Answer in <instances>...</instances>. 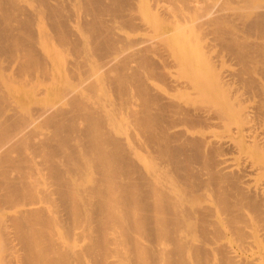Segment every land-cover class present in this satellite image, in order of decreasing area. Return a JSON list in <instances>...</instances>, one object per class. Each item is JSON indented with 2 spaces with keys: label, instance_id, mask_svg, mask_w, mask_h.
Masks as SVG:
<instances>
[{
  "label": "bare ground",
  "instance_id": "obj_1",
  "mask_svg": "<svg viewBox=\"0 0 264 264\" xmlns=\"http://www.w3.org/2000/svg\"><path fill=\"white\" fill-rule=\"evenodd\" d=\"M164 1L168 5L163 4ZM164 1L0 0V55L18 58V68L24 69L23 73L29 67L30 71L32 66H39L37 70L45 74V80L46 75L51 74L49 62H45L40 48L34 44L33 22L38 11L41 19L57 34L54 36L60 35L61 40L74 36L73 30L83 26L79 32L74 31L80 33L78 39L89 34L87 38L93 43L87 41L92 44L90 49L94 56H108L103 61L108 60L109 65H104L109 68L116 62L114 69L118 71H114L112 64L115 76L104 78L108 80L106 88L111 87L116 97L107 98L106 94L105 99L101 100L100 96L93 102L89 98L91 101L83 100L84 96L76 92L77 99L70 100L75 96L70 91V102L64 107L36 109L39 120L44 118L51 126L48 132L34 133L33 136L39 135L35 140L32 138L34 141H30L31 134L24 138V134L16 136L14 133L17 149L22 152L19 158L14 160L11 156L13 161L5 153V157L0 155L3 165L15 164L18 168L12 167L18 171L15 173L9 169L14 174L4 172L5 169L1 171L0 264H264V155L255 157V147L264 148V67L260 76L252 70L257 62L264 64V2L256 6L254 0H223L222 4H207L208 0ZM67 2L69 6L77 2L80 8V12L74 13L81 16V23L77 22L79 26L72 32L68 26L73 17L68 13ZM205 2V7L200 5ZM232 4L236 5L230 6ZM105 11L108 19L113 16L110 20L115 19V24L123 26L114 24L117 32H112L110 20L100 22L102 17L107 18L103 16ZM191 11L193 15L189 14ZM154 12L161 21L164 15L170 17L176 13L175 21L170 19L171 27L163 34L164 43L159 42L158 47L154 42L153 46L146 44L151 42L150 38H130L122 30L119 32L118 27L129 31L147 29L151 25L148 20H154L150 16ZM101 23L109 26L103 24L105 27H102ZM181 23H196L199 32L207 34L209 41L206 46L202 45L203 53L207 55L221 47L236 60L238 68L217 73L212 84L203 77L207 67L204 69L198 59L189 58L181 65L171 61L172 57L163 58L168 51L165 43L182 40ZM228 25L239 29L232 31ZM85 29L89 33L80 32ZM125 38L130 40V44L124 45L128 47L124 49L126 52L135 41L144 43L136 44L129 54L122 49V58L125 54L126 61V55H132L130 60L128 58L130 64L137 57V63L134 60L131 66L129 62L124 63L121 53L118 56L121 47L114 50L116 53L112 51ZM70 39L71 44L74 42V55L80 54L81 48L87 49L85 42L82 43L85 47H78L81 41H77L76 36ZM149 47L157 50L150 52ZM133 56L136 57L131 60ZM200 59L208 61L201 56ZM206 64H211L208 68L216 71L212 62H205L204 66ZM148 68L147 73L153 71L165 83L159 82L169 84L168 88L176 94H164L162 87L158 90L152 81L153 74L148 73L152 79L146 83L148 76L143 75H147ZM83 81L90 83L82 80V84ZM149 81L153 83H149L152 88L145 86ZM231 81L245 86L248 97L255 100L250 110L241 104L247 99L241 98L237 103L228 91L220 89ZM131 95L136 96L139 103L136 99L137 104L133 101L130 104L127 100L132 99ZM79 98L87 101L80 102L81 108L76 102ZM76 112L84 123L81 121V124L79 116L76 118ZM121 116L132 118L141 129H137L139 133L129 129L130 125L135 128V123L128 126L130 131L124 130L125 136L116 130L122 128L123 124L117 125L123 121ZM237 117L244 122L231 136ZM13 119L10 123L6 118L3 121L7 124L0 129L3 131L1 139L10 136L11 127L19 129L15 123L21 125L22 121ZM76 119L81 125L75 124ZM143 139L148 140L146 145L147 140ZM247 142L254 148L247 149ZM11 143L9 141L8 145H14ZM142 146L146 147V156L136 157L137 149L141 150ZM7 148V152L13 153L14 149L10 152ZM37 152L39 156L35 160L32 154ZM1 165L0 169L6 166ZM255 231L260 237L258 242Z\"/></svg>",
  "mask_w": 264,
  "mask_h": 264
},
{
  "label": "rangeland",
  "instance_id": "obj_2",
  "mask_svg": "<svg viewBox=\"0 0 264 264\" xmlns=\"http://www.w3.org/2000/svg\"><path fill=\"white\" fill-rule=\"evenodd\" d=\"M66 1H68V0H66ZM71 1H73V0H70V2ZM164 1V0H163ZM255 1V5L256 4H262L263 2H264V0H254ZM70 2L68 3H66V5L69 7L67 10H68V13L69 14H72L71 16L73 17V21L71 22L70 20V22L72 23V26L70 27V24L71 23H69V29L71 28V32H72V30L73 29H75L74 27H76L77 28V26H79L80 25V15H77V14H75V13H77L76 12V10H78L79 11V9L80 8H78V3L76 2V4H75V2H74V4H73V2L71 3V5L70 6H72L73 7V9H72V7H71V9H70V6H69V4H70ZM166 1H164L163 2V4H167L168 5V3H165ZM151 2L149 1V4H150ZM162 3V2H161ZM208 3H219V4H222L223 3V0H208L207 1V4ZM75 6V8H74V6ZM201 6H203V7H205V5H206V2L205 3H201L200 4ZM236 4H232V5H230V6H235ZM257 6V5H256ZM76 8H78V9H76ZM228 8H229V6H228ZM228 8H227V10H228ZM231 8V7H230ZM70 9V10H69ZM230 10V9H229ZM70 12H72V13H70ZM75 12V13H74ZM80 12V11H79ZM106 12V11H105ZM192 12V11H191ZM40 13V11H38L37 12V16L38 17H36V18H38V19H36L35 18V21L33 22V26H34V30H36L35 32V36H34V40H35V42H36V40H37V42L35 43L34 42V44H36L37 45V47H38V49L40 50H38L37 49V51H39V52H41V56H43V59L45 60V62H46V60H47V62H49L48 64H47V66L49 67L50 66V69H51V71H50V73L51 74H47L46 75V80H45V74H41V72H39V70H37L38 69V67H35V66H32L31 67V69L33 70H30L29 71V69H30V67L29 68H27L28 70H26L25 69V72L23 73L22 71H24V69H22L21 71H20V69L18 68L19 66H18V63H19V59L18 58H14V57H12V58H10V57H7V56H5V55H2V57H1V55H0V98L2 99V96H3V99L0 101L1 103V105H4V103H7V104H5L4 106H0V125L3 123V121H5V118H6V121L8 122V123H10V121L13 119V117H15L14 119H16V122H21V125H20V123H18L19 125H17V123H15V121H14V123L16 124V126L17 127H19V129L18 130H16L17 128L15 127L14 128V126L13 127H11V130H10V133H11V131H12V133L10 134V136L9 135H7V138H6V136H4L2 139L0 138V144L2 143L1 141H3L4 143H2L0 146L2 147V145H3V147L2 148H4V146H7L8 144H9V141H10V143H11V141H14V142H12L11 144H14V145H12V146H7V147H5V148H7V150H10V152L11 151H13V149H14V151H15V149H16V151L14 152L13 151V153L11 152V154L9 153V152H7L6 151V149L4 148V149H2V148H0L1 150H4V152L3 153H0V155H2L3 157H5V156H8L7 158H11V160H13L14 158V160H17L18 158H19V156H20V154H19V152L20 153H22L21 152V150H19V149H17V146H16V144H15V138H16V136H18V134H20V133H22V134H24L23 135V137L24 138H26V136L27 135H30L31 134V139L33 138L34 140L36 139V136H39V135H34L33 136V134L35 133V134H37L38 132H40V133H44L45 131L46 132H48V130H49V127H51V126H49V124H48V122L47 123H45V121L46 120H44V118H42L41 120H39L40 119V117L38 116V114H37V108H43V107H51V109H52V107H53V109H55L56 107H60V106H65V105H67L69 102H70V100H72V98L74 99L75 98V100L77 99V97H76V95H78V94H80L82 97L84 96V99L83 100H85V98H89V99H92L93 100V102H94V99L95 98H97L96 100L98 101V97H100L101 98V100L105 97L106 98V96H107V98L108 97H110V95L111 96H115V94H114V91H113V89L110 87V88H108V84H107V82H108V80L107 79H104V78H107V77H114L115 76V74L118 72L117 70H115L114 69V67H115V65H117L116 64V62L113 64V62H112V64L114 65H112V64H110V71L108 72V70H109V68H107L106 67V65H104V64H107V66L109 65L108 64V60H105V61H103V59H106V58H109L108 56H104L105 58H103V56H101V55H97V54H95V56H99V57H101L100 59L97 57H95L94 56V54L92 53V49H90L91 48V46H92V44L90 45V44H88V41L90 42V41H92V43H93V40H90L89 38H87L88 36H89V34H87L88 36H84L83 34L81 35L82 37L84 36V37H86L87 39L85 40V38L83 37L82 39L79 37V39H78V36H79V34L78 33H76V32H74V31H77L78 29H82V28H84L83 26H82V28H77L76 30H73V32H72V34L74 35V36H76V38L78 39L77 41H81L78 45V47H80L81 45L83 46V45H85V44H82V43H86V44H88V46L87 45H85L86 47H87V49H84V48H81V53L80 54H78L79 52H77V53H75L76 55L78 54V55H80V57H82V58H87V59H85V60H87L86 61V63H85V60H83L82 58H80L78 55H77V57H76V55H74V52H76L73 48V43L74 42H72V44H71V41H72V39H70V38H74V36H70L69 38H66V40H63V36H62V34H61V36L63 37H60V38H62V40L61 39H59L58 37L60 36H54V35H57L54 31H53V28L51 29V27L49 26L48 27V24L47 23H45L44 22V20H43V18L41 19V17H42V15H41V13ZM107 13L108 12H106L105 14H104V12H103V16H105V15H107ZM176 14V13H175ZM175 14H173V15H169L170 17H165V15H164V17H162V21L160 20L161 18H157L158 16H156V14H155V12L152 14L151 13V17H153V19L154 20H152V18H150V16H149V23L151 24V25H149L148 27H147V29L145 30L144 28L143 29H138V30H134V31H129L128 29L127 30H123V28L122 29H119L120 27H123L121 24L120 25H117L118 24V22L115 24V22H116V20L114 21V20H110V18L112 19V15H110V16H112V17H110L109 19H108V16L109 15H107V18H104V17H102V21H100V22H106L107 20H110L112 23L110 24V25H113V26H110V28L112 29V27L115 29V26H114V24L116 25V27L117 26H120V27H118V30H119V32H120V30H122L123 32H124V34L126 33V34H128V36L130 37V38H143L144 39V37H145V40L147 39H149L150 38V41L151 42H149V41H147V45H149V44H151L152 46H153V44L155 43L156 45H157V47H158V45H160V43H164V38H165V36L163 35L167 30H169V28L171 27V24H172V20H174L175 21V18L176 17H173ZM190 15H193V12L192 13H189ZM102 15H100V16H102ZM154 15V16H153ZM189 15V16H190ZM40 16V17H39ZM70 16V19L72 18ZM79 18H78V17ZM163 16V15H162ZM106 17V16H105ZM166 18V19H165ZM76 19V20H75ZM103 19H104V21H103ZM157 19H159V21H157ZM170 19H172L171 21H170ZM43 20V21H42ZM75 20V21H74ZM156 20V22H154ZM77 22L79 23V25L77 24ZM109 22V21H108ZM114 22V23H113ZM160 22V23H159ZM170 22V23H169ZM76 23V24H75ZM110 23V22H109ZM152 23H153V25H152ZM46 24V25H45ZM104 23H101V26L103 27L104 25L106 26V25H108L109 26V24L108 23H105L104 25H103ZM168 24H170V25H168ZM74 25V26H73ZM76 25V26H75ZM82 25V24H81ZM166 25V26H165ZM196 25H198V24H196V23H181V28L183 29V33H182V35H181V37H182V40L179 38V39H177V40H174V41H172V42H168V43H165L164 44V46L166 47L165 49L166 50H168V51H170V52H165V54H166V56H162L163 58H166L167 56V58L168 59H170L171 57V61H174V62H179V63H182L181 65H184L185 63V61L187 60V59H189V58H196V59H198V61H199V63H200V65L201 66H203V68L205 69L206 67L208 68V66L209 67H211V64L209 65V64H206V66H204L205 65V62L206 63H209V62H212V65L214 66L213 67V69L214 68H216V71H215V69L214 70H212V68H211V70H210V68H208L210 71L208 72L207 71V68H206V73L205 74H203V77L209 82V83H212V84H214V82H215V79H214V77L216 76V74L217 73H219V72H222V71H234V70H236L238 67V64H237V62H236V60L234 59V58H232V57H230V56H228V55H226L227 53L225 52V50L223 49V48H221V47H217V48H215V50L214 51H212L211 53H209V54H205V53H203L205 50H204V46L202 47V45H207V43H208V41L209 40H207L208 38V36L207 37H205L207 34L206 33H204L203 31H201V33L203 32L205 35L204 36H202V34L199 32V29H197L198 27L196 26ZM104 26V27H105ZM170 26V27H169ZM199 26V25H198ZM229 26V25H228ZM227 26V27H228ZM48 27V28H47ZM81 27V26H80ZM107 27V26H106ZM197 27V28H196ZM232 27V26H231ZM50 28V29H49ZM230 30H237V29H239V27H235L234 26V28H230V26L228 27ZM49 29V30H48ZM113 29V33H115V32H117L116 31V29L114 30ZM125 29V28H124ZM152 29V31H150ZM198 30V31H197ZM53 31V32H52ZM121 31V32H122ZM126 31H128V32H126ZM51 32V33H50ZM77 32H79V30L77 31ZM81 33L83 32H85V33H89L86 29H85V31H80ZM120 32V33H121ZM53 33V34H52ZM77 34V35H75V34ZM116 35V34H115ZM115 35L113 34V36L115 37ZM112 36V35H111ZM163 36H164V38H163ZM36 37V38H35ZM38 37V38H37ZM199 37H200V39H199ZM58 38V39H57ZM163 39L162 41H161V39ZM65 39V38H64ZM68 39V40H67ZM83 39H84V41H83ZM61 40V41H60ZM88 40V41H87ZM124 41V43H123V41ZM153 40V41H152ZM54 41V42H53ZM120 40H118V42H119ZM121 43L119 44V45H121V46H117V44H116V48L115 49H113L112 51L113 52H115L116 53V51H114V50H116L118 47H121L118 51H120V52H118L117 54H119V53H121V58H122V56H123V53L121 52L122 51V49L124 50V49H128V47L127 48H124L125 46L124 45H126V43H128V41H130V40H128L127 39V41H126V38L125 39H121ZM126 41V42H125ZM158 41V42H157ZM185 41V42H184ZM134 42V41H133ZM152 42H154L153 44H152ZM158 44H157V43ZM160 42V43H159ZM207 42V43H206ZM69 43V44H68ZM91 43V42H90ZM132 43V42H131ZM149 43V44H148ZM183 43V44H182ZM57 44H58V46H57ZM67 44V45H66ZM128 44H130V42L128 43ZM136 44H140V43H138V42H134V44L132 43V47L129 45V47H131V48H133ZM36 45H35V48H37L36 47ZM61 45V46H60ZM142 45H144V43L142 44ZM141 44L139 45V46H142ZM151 45H150V47H151ZM156 45H155V47H156ZM85 46H83V47H85ZM90 46V47H89ZM56 47V48H55ZM89 47V48H88ZM123 47V48H122ZM149 47V48H150ZM155 47H153V50L151 49V50H149L150 52L152 51H154L155 52V50H157ZM183 47V48H182ZM200 47H201V49H200ZM131 48H129V50L131 49ZM134 48H136V46L134 47ZM133 48V49H134ZM147 49H148V46L146 47ZM155 48V49H154ZM180 48L182 49V51L180 50ZM84 49V50H83ZM133 49H131V50H133ZM147 49H145V51H146V54H148V50ZM221 49V50H220ZM63 50V51H62ZM82 50L84 51V52H86V53H83L82 52ZM90 50V51H89ZM129 50H127L128 52H126V50H124V53L125 54H129L130 53V51ZM178 50V51H177ZM72 51V52H71ZM145 51H143V53L145 54ZM203 51V52H202ZM89 52H91V53H89ZM44 53V54H43ZM200 53V54H199ZM84 54V55H83ZM125 54H124V57H125ZM145 54V55H146ZM151 54H155V53H150V55ZM168 54V55H167ZM169 54H170V56H169ZM205 54V55H204ZM47 55V56H46ZM81 55H83V56H81ZM91 55H93V56H91ZM116 55V54H115ZM114 55V56H115ZM131 55V54H130ZM130 55H126V56H128V58H129V60H130V57L132 56H130ZM74 56H75V58H74ZM87 56V57H86ZM91 56V57H90ZM114 56L112 57L113 59H114ZM117 56V55H116ZM115 56V58L117 59V57L118 56H120V54L116 57ZM130 56V57H129ZM147 56H149V55H147ZM200 56H201V58H202V60H205V59H208V57L210 58V60L208 59V61H200L201 59H200ZM204 56H206V58L204 57ZM65 57V58H64ZM122 58V59H125V58ZM136 56H133L132 58H131V60L133 59V58H135ZM174 57V58H173ZM79 58V59H78ZM96 58V59H95ZM120 57H118V59H120V60H122ZM128 58H127V61H126V59H125V61H124V63H126V62H129L128 61ZM162 58V60H161V62H163V59ZM205 58V59H204ZM12 59V60H11ZM15 59V60H14ZM69 59V60H68ZM72 59H73V62H72ZM117 59V60H118ZM136 59H137V57H136ZM136 59H134L135 60V62L137 63V61H136ZM173 59V60H172ZM177 59V60H176ZM200 59V60H199ZM5 60V61H4ZM8 60V61H7ZM17 60V61H16ZM50 60V61H49ZM68 60V61H67ZM74 60H75V62H74ZM79 60V61H78ZM83 60V62H81ZM97 62H96V61ZM116 60V61H117ZM119 60V61H120ZM134 60H132L131 61V64H132V62L134 61ZM160 60V59H159ZM76 61H78L79 62V64L78 63H76ZM104 63H103V62ZM107 61V62H106ZM123 61V60H122ZM170 61V60H169ZM46 62V63H47ZM69 62H72V63H69ZM96 62V63H95ZM203 64H202V63ZM51 63V64H50ZM117 63H118V61H117ZM135 63V64H136ZM159 63V62H158ZM50 64V65H49ZM73 64V65H72ZM76 64V65H75ZM78 64V65H77ZM127 64V63H126ZM128 64H130V62L128 63ZM131 64L130 65H128V66H131ZM135 64H134V66L133 67H136L137 66V64H136V66H135ZM52 66V67H51ZM71 66H72V68H71ZM99 66V67H98ZM111 66H113L112 68L114 69V71H116V73H114V71H113V69H111ZM74 67V68H73ZM105 67H106V69H105ZM264 67V64L263 63H261V62H257V64H255V65H253V68H252V70H254L255 71V74L257 75V76H260L259 75V72L261 71V68H263ZM67 68V69H66ZM116 68V67H115ZM15 69H18V71L17 70H15ZM80 69V70H79ZM108 69V70H107ZM153 70L155 69V68H152ZM68 70V71H67ZM157 70V69H156ZM27 71V72H26ZM75 71V72H74ZM108 72V73H105V72ZM130 71V70H129ZM147 71H149V68H148V70L146 69V73H147ZM152 71V70H151ZM253 71V72H254ZM19 72H21V73H19ZM69 74H68V73ZM70 72H71V74H70ZM81 72H84V73H81ZM104 72V73H103ZM132 72V71H131ZM144 72V71H143ZM145 72L143 73V74H145ZM213 72H215V74L213 73ZM39 73V74H38ZM74 73V74H73ZM109 73H110V75H112V76H110L109 75ZM111 73H114V74H111ZM149 73V72H148ZM148 73H147V75H143V76H148ZM18 76H17V75ZM34 74V75H33ZM105 74V75H104ZM108 74V75H107ZM150 74H153V71L151 72V73H149V76H152V75H150ZM19 75H20V78H19ZM42 75V76H41ZM74 75V76H73ZM72 76H73V78H72ZM82 76V77H81ZM145 77L146 78V83H147V80L149 79V80H151L150 79V77ZM155 75L153 74V77H154ZM84 77V78H83ZM85 77L87 78V79H85ZM28 78V79H27ZM81 78V79H80ZM93 78V79H92ZM77 79H79V80H77ZM155 79H156V81H155ZM157 79H158V81H157ZM82 80H87V82H90V83H93V82H95L94 84H91L90 85V83L87 85L84 81V83H85V85H84V83L82 84ZM92 80V81H91ZM107 80V81H106ZM145 80V79H144ZM262 80H263V82H264V78H262ZM80 81V82H79ZM152 81H153V83H155L154 84V86L156 85L157 87H158V90H160V88L162 87V89L161 90H163L164 92V94H170V95H174V94H176V91L175 92H173V91H171L170 89V85L169 84H165V85H163L164 83H163V81L161 80H159V78H157L156 76L154 77V80L152 79ZM161 83H163V84H161ZM80 83V85H79V83ZM145 83V84H146ZM149 83H151L150 81L148 82V85H145L146 87L147 86H150L149 85ZM153 83H151V85L153 84ZM97 84V85H96ZM106 85H108L107 86V88H106ZM168 85L170 86L169 88H168ZM62 86V87H61ZM82 86H84L83 88H82ZM91 86V87H90ZM95 86V87H94ZM153 86V87H154ZM160 86V87H159ZM57 87V88H56ZM65 87V88H64ZM87 87H89V89L87 88ZM151 87V86H150ZM149 87V88H150ZM43 88V89H42ZM53 89V90H51V89ZM62 90H61V89ZM95 88V89H94ZM97 88V89H96ZM152 88V87H151ZM91 89V90H90ZM100 89H101V91H100ZM107 89V90H106ZM111 91H113V92H110V90ZM169 89V90H168ZM220 89L222 90V91H228L231 95H232V97L234 98H236V100H237V103H238V101H241V98L243 99H247L246 101H244L243 103H241L242 105H243V107L245 106L247 109H251V107L253 106V105H255V100L254 99H252L251 97H248V95H247V93H246V87L245 86H243V85H241V84H239V83H237V82H235V81H231L230 82V84L229 85H225V86H220ZM57 90V91H56ZM84 90V91H83ZM87 90V91H86ZM52 91H54V94L52 93ZM58 91H60V92H58ZM68 91V92H67ZM71 91V93L73 92V95H75L74 97L72 96H70V95H72V94H70L69 92ZM82 91V92H81ZM95 91V92H94ZM49 92V93H48ZM65 92V93H64ZM78 94H77V93ZM81 92V93H80ZM85 92V93H84ZM101 92H102V95H101ZM108 92V93H107ZM162 92V91H161ZM50 93H51V95H50ZM68 93V94H67ZM88 93V94H87ZM92 93H94V94H92ZM113 93V94H112ZM174 93V94H173ZM48 94V95H47ZM57 94V95H56ZM83 94V95H82ZM91 94H92V96H91ZM99 94V95H98ZM107 94V95H106ZM2 95V96H1ZM89 95V96H88ZM95 95V96H94ZM98 95V96H97ZM106 95V96H105ZM65 96V97H64ZM67 96V97H66ZM80 96V97H81ZM130 96V95H129ZM129 96L127 97V99L129 98ZM132 96V95H131ZM176 96V95H175ZM10 97V98H9ZM69 97H71L70 98V100H68V98ZM91 97V98H90ZM116 97V96H115ZM104 98V99H105ZM81 99V100H80ZM88 99V100H89ZM131 100V102H130V100ZM127 101L131 104L132 103V101L133 102H135L136 104H137V98H136V96H132V99H131V97L129 98ZM135 99V100H134ZM137 99V100H136ZM82 100V98H79L76 102H79V105H78V107H80L81 108V104H80V102L81 101H83ZM6 101H8V102H6ZM89 101H91V100H89ZM88 101V102H89ZM126 101V102H127ZM3 102V103H2ZM68 102V103H67ZM84 102V101H83ZM85 102H87V101H85ZM85 102H84V104H85ZM93 102H91V103H93ZM128 102H127V104H128ZM67 103V104H66ZM82 103V102H81ZM134 103V104H135ZM138 103H139V100H138ZM65 104V105H64ZM78 104V103H77ZM83 104V103H82ZM10 105V106H9ZM133 105V104H132ZM38 106V107H37ZM83 106V105H82ZM242 107V108H243ZM4 108V109H3ZM16 108L18 109V111L16 112L15 110H16ZM12 109V110H11ZM3 110V111H2ZM35 110V111H34ZM5 111V112H4ZM13 112V113H12ZM34 112H36V113H34ZM80 112V111H79ZM10 113V114H9ZM15 113H16V115H15ZM33 113H34V115H33ZM78 112H76L75 113V115L77 114ZM2 114V115H1ZM5 114V115H4ZM12 114L14 115V116H12ZM17 114H19V116H17ZM36 114V115H35ZM3 115H4V117H3ZM7 115H11V116H7ZM5 116H7V117H5ZM80 117V118H78V119H81V116H80V113L78 114V115H76V118L77 117ZM11 117H12V119H11ZM19 117V118H18ZM20 117H22V118H20ZM26 117V118H25ZM29 117V118H28ZM36 117V118H35ZM73 117H75L74 116V114H73ZM2 118L4 119V120H2ZM123 118V119H122ZM125 118V119H124ZM127 117L125 116V117H122L121 116V119L123 120H120V119H118V121H122V122H120V124L118 123L117 125H119V126H121V124H123L122 125V128H120V127H118V129L116 128V130H119V132L120 133H123L124 134V136L126 135L125 133L127 132V130L128 131H130V130H132L131 132H133L134 130H136V132L137 133H139L138 131L139 130H141L139 127H137L136 126V123L135 122H133V120H132V118H130V117H128L127 119H126ZM10 119V120H9ZM13 119V120H14ZM18 119V120H17ZM19 119H23V120H20L19 121ZM75 119V118H74ZM78 119H76L75 121H77L75 124L76 125H79L80 123H79V120ZM83 122V120L81 119L80 120V122ZM127 121V123H125ZM11 122H13V121H11ZM29 124H28V123ZM82 122H81V124H82ZM129 122H131V123H129ZM133 122V123H132ZM244 122V120L243 121H240V117H237L234 121H233V124H232V127H233V131H231V136H233V134H234V131L236 130L235 128L237 127V126H240L242 123ZM5 124H7L6 122H4ZM2 124L1 126H0V129L2 130V127H3V125L5 126V124ZM14 123H12V125H15ZM84 123V122H83ZM134 123H135V125H134ZM48 124V125H47ZM80 124V125H81ZM128 124V125H127ZM130 124H133L134 126H135V128H133ZM28 125V126H27ZM30 125V126H29ZM126 125H127V127H126ZM130 125V127H129V129H128V126ZM123 126H124V128H123ZM31 129H30V128ZM12 128H13V130H12ZM127 128V129H126ZM139 128V130L137 131V129ZM14 129H15V131H14ZM24 129V130H23ZM30 129V130H29ZM0 130V134H1V132L3 133V131H1ZM22 130V131H21ZM26 130H29V131H26ZM34 130V131H33ZM124 130H126V132L124 131ZM14 131V132H13ZM33 131V132H32ZM50 131H51V129H50ZM23 132H26V133H23ZM30 132V133H29ZM37 132V133H36ZM117 132V131H116ZM119 132H117L118 134H120ZM135 132V131H134ZM17 134L16 136H15V134ZM29 133V134H28ZM136 133V134H137ZM138 135V134H137ZM1 137L3 136L2 134L0 135ZM12 136H13V138H12ZM9 137H11L12 139L11 140H8V138ZM30 137V136H29ZM29 137L27 138L28 139V141H29ZM228 137H229V135H228ZM6 139V141H5V139ZM230 138V137H229ZM10 139V138H9ZM27 139H25V141H27ZM30 139V141H34L33 139L31 140ZM231 139H232V137H231ZM8 140V141H7ZM143 140H147V139H143ZM145 141H143L142 143H143V145H144V142ZM8 142V143H7ZM148 142V140L145 142V145H146V143ZM5 143H6V145H5ZM29 143H33V142H29ZM144 145V146H145ZM14 146H16V147H14ZM24 146H26L25 144H24ZM246 146H247V149H253L254 147L251 145V144H248V142L246 143ZM11 147H12V149H11ZM14 147V148H13ZM29 148V149H31L28 145L26 146V148ZM25 148H23V150H24ZM144 149V150H143ZM138 150V153H137V151H136V154L138 155V156H136V157H140L139 155H142V156H146V152H145V150H146V147L144 148L143 146H142V149L140 150V149H137ZM31 151H32V149H31ZM145 152V154H144V152ZM1 152V151H0ZM7 152V153H6ZM29 152V151H28ZM4 153H5V156H4ZM32 153H33V151H32ZM39 152H37V153H35V154H32L33 155V157L35 158V160H37V158L36 157H38L39 156V154H38ZM17 154V155H16ZM10 155V156H9ZM38 155V156H37ZM260 155H264V148H261V149H257L256 147H255V157H259ZM14 156V158H12V157ZM31 156V155H30ZM141 156V157H142ZM144 157H142V158H144ZM9 158V159H10ZM17 158V159H16ZM40 158V157H39ZM13 160V161H14ZM39 160V159H38ZM3 159H1L0 160V165L2 164L3 165ZM10 161V160H9ZM30 162H31V160H29ZM30 162H29V164H30ZM32 163V162H31ZM2 165H1V167H2ZM4 165H6V166H4ZM3 166L4 167H2L1 169H0V177H1V171H4V169H5V171L4 172H9L11 169H12V167H13V169L15 170V169H18V168H16V166H15V164H11L10 166H8L7 164H4ZM26 165V164H25ZM6 168H8L7 169V171H6ZM10 169V170H9ZM11 170V171H14V170ZM15 172H18L17 170L16 171H14V173ZM13 173V172H12ZM12 173H8V174H12ZM13 173V174H14ZM206 197L209 199L210 197L208 196V195H206ZM260 240V237H259V234L258 233H256V231H255V241L256 242H258Z\"/></svg>",
  "mask_w": 264,
  "mask_h": 264
}]
</instances>
